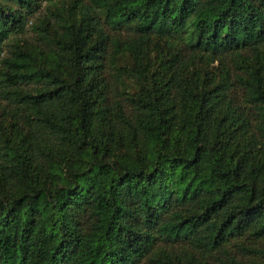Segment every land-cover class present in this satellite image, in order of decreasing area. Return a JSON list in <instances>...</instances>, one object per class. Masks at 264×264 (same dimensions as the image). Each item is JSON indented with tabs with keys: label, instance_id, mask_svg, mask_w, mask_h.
<instances>
[{
	"label": "trees",
	"instance_id": "obj_1",
	"mask_svg": "<svg viewBox=\"0 0 264 264\" xmlns=\"http://www.w3.org/2000/svg\"><path fill=\"white\" fill-rule=\"evenodd\" d=\"M0 264H264V0H0Z\"/></svg>",
	"mask_w": 264,
	"mask_h": 264
},
{
	"label": "rangeland",
	"instance_id": "obj_2",
	"mask_svg": "<svg viewBox=\"0 0 264 264\" xmlns=\"http://www.w3.org/2000/svg\"><path fill=\"white\" fill-rule=\"evenodd\" d=\"M27 28L29 29L30 26L28 25ZM28 36H29V38H31L32 36H34V34H33L32 32H29V33H28Z\"/></svg>",
	"mask_w": 264,
	"mask_h": 264
}]
</instances>
